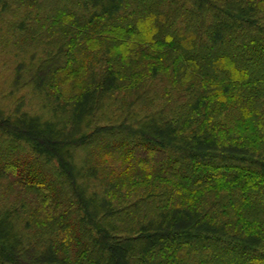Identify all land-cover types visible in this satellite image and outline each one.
Wrapping results in <instances>:
<instances>
[{
    "label": "trees",
    "instance_id": "16d2710c",
    "mask_svg": "<svg viewBox=\"0 0 264 264\" xmlns=\"http://www.w3.org/2000/svg\"><path fill=\"white\" fill-rule=\"evenodd\" d=\"M2 57L0 264H264V0H0Z\"/></svg>",
    "mask_w": 264,
    "mask_h": 264
},
{
    "label": "rangeland",
    "instance_id": "374dc122",
    "mask_svg": "<svg viewBox=\"0 0 264 264\" xmlns=\"http://www.w3.org/2000/svg\"><path fill=\"white\" fill-rule=\"evenodd\" d=\"M91 10V9H90ZM92 11V10H91ZM2 41V40H1ZM3 42V41H2ZM16 49V48H15ZM14 52H10V53H8V54H13ZM4 54H6L5 52H4ZM80 56H82L81 54H80ZM1 59H3V60H1V62H0V72L1 73H3L4 71H6V68H11V65H12V61H10V63H8L7 61H5V58L4 57H2ZM85 62V61H84ZM3 84V78H0V85H2ZM0 90H3V86L2 87H0ZM0 100H2V103H3V95H1L0 94ZM8 103H12V101L11 102H8ZM9 110V109H8ZM139 159H141V158H139ZM242 177H245V175L244 174H240ZM253 179H255L256 181H257V177H255V176H253Z\"/></svg>",
    "mask_w": 264,
    "mask_h": 264
}]
</instances>
